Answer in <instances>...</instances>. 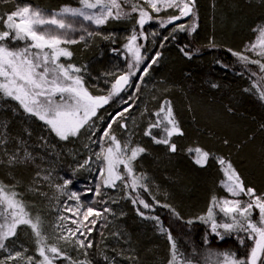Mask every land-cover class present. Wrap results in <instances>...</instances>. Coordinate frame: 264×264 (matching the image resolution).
Wrapping results in <instances>:
<instances>
[{
  "label": "trees",
  "instance_id": "16d2710c",
  "mask_svg": "<svg viewBox=\"0 0 264 264\" xmlns=\"http://www.w3.org/2000/svg\"><path fill=\"white\" fill-rule=\"evenodd\" d=\"M5 1L10 6L23 2H46V5L58 7L69 0ZM219 7L225 18L227 17L224 23L216 14ZM195 10L198 27L194 33L187 30V26L193 22L190 16L188 19L161 26L160 19L166 20L172 16L168 13L159 15V19L154 18L147 27L144 31L147 39L143 37L139 43L143 45L142 55H146L147 59L140 65L141 71L134 76V81L139 82V90L134 85L131 86L127 98L133 99L123 106H137L142 101V104H148L150 111L151 104H155V101L161 106L164 101H170L174 117L183 132V135L173 136L176 151L165 152L151 136H147L152 145L146 143V140V144H143L146 151L140 154V165L146 167L149 178L147 191L128 188L122 182L118 185V208L123 215L114 225L107 223L106 212H103L106 204L111 205L113 187L104 186L99 174H96L88 188L81 187L75 180L70 184L73 191L79 194V204H84L83 209L88 204L102 212L96 218L95 225L88 222V228H92L91 233L84 234L85 242L90 240L94 245L93 248H85L89 253L87 264H105V261H101L102 258L115 257L118 253L128 259V264L167 263V235L159 231L156 221L141 217L136 211L138 207L146 216L160 218L164 227L170 229L178 249L185 257L188 258L189 254L188 242L183 241L182 235L184 240L192 239L197 250L204 248L206 239L214 237H211L206 223L197 218L207 212L213 197L218 198V195L225 194L220 185L222 166L219 158L231 162L246 188L251 187L256 193L264 194V101L259 99L258 89L255 87L257 82L264 84V80H261L264 72L259 65L245 64L233 55L234 52H241L250 59H259L246 52L244 47L252 36L250 33L254 26L264 20V0H196ZM228 20L236 22V27H229ZM181 23L186 26V30L173 33L172 29ZM164 37L168 39L165 40ZM6 43L10 49L16 50L30 41L9 39ZM114 43L111 38H101L88 51L89 62L95 64V70L88 74L86 72L91 90L103 93L110 90L104 83H110L115 74L106 75L105 69L109 67L107 59L110 62L114 52L123 60V69L127 71L128 53L120 40ZM182 48L193 53L191 58L183 55ZM101 50L105 51L107 59L100 62L98 58ZM156 52L161 53L157 63L148 69L147 75H143V69ZM261 62L264 63V60ZM80 64L85 65L84 62ZM141 75L142 81L138 79ZM147 78L150 88L145 95L142 89L143 81ZM117 110L115 115L121 112ZM130 111L129 109L128 112ZM98 114L97 112V116ZM120 118L117 117L116 122L112 123L110 132L113 133L120 127ZM161 134L162 128L152 129V136L157 139ZM0 136V142L7 139V143H0V182L14 190L28 194L30 188H34L43 194V199L48 200L51 193L49 190L57 185L58 175L64 176L63 181L72 175L63 166L61 154L66 149L65 141L43 121L25 113L17 101L4 97L2 93ZM196 149L209 153L207 163L203 166L195 163ZM26 154H30V157H26ZM13 156L16 159L10 163ZM97 185H100V195L95 192ZM137 191L141 198L155 205L153 209H144L142 205L132 203ZM26 197L23 195L21 199L25 202ZM88 197H92L93 201L88 200ZM28 205L32 209L31 203ZM172 209L179 213V218L173 214ZM91 219L93 217H89ZM218 219H221V215ZM189 220L192 221L191 224L187 223ZM114 229L122 240L117 245H112L108 253L102 252L98 255L101 251L100 240L106 231ZM228 240L215 243L217 246L228 243L229 249H236L237 243L233 241L235 239ZM54 264H71V261L68 262L66 257H58Z\"/></svg>",
  "mask_w": 264,
  "mask_h": 264
},
{
  "label": "snow or ice",
  "instance_id": "6c2138e0",
  "mask_svg": "<svg viewBox=\"0 0 264 264\" xmlns=\"http://www.w3.org/2000/svg\"><path fill=\"white\" fill-rule=\"evenodd\" d=\"M79 3L80 7L64 6L56 12L34 8L30 4L17 7L16 10L7 14L4 20L6 30L0 31V93L4 97L17 101L25 113L44 121L58 137L64 140H67L69 136L78 135L81 129H93L92 120L93 117H97V110L109 104L121 92L126 91V86H132L130 84L131 78L141 71L140 65L147 59L146 55L141 54L143 45L137 44L138 35L133 30L128 43L124 46L131 53L127 71L116 76L106 95H92L84 84L83 77L80 75V68L73 64L65 66L58 62L61 57H71L73 55L67 47L61 45L78 42L74 39L65 38L68 31H75L73 23L68 22L69 18L79 17L95 25H103L110 18H128L135 13L138 16L137 24L143 29L144 25L154 18L159 19V13L173 9L178 14L172 15L166 20L160 19L161 26L172 24L183 17L190 16L193 22L187 26V30L194 33L198 27L195 22L198 19L195 10L196 0H79ZM126 9L129 10L126 11ZM185 30L186 26L179 24L172 29V32ZM258 31L259 37L257 41L249 46V50L255 51L257 55L264 57V28H260ZM87 35L91 37L94 33L87 32ZM140 36L147 39L143 32L140 33ZM9 39L30 41V43L23 48L13 50L6 43ZM163 39L167 40L168 37ZM79 40H85V36L81 35ZM33 49L36 51H33ZM181 51L183 55L189 58L193 54L183 48ZM228 51L232 52L231 49H228ZM160 55V52L155 53L151 62L143 69V75H147L148 69L157 63ZM233 55L245 64L259 65L261 71L264 72V63L261 60L250 59L249 56L241 52H234ZM143 75L138 79L142 81ZM261 80H264V76L261 77ZM135 87L138 91L139 84ZM213 87H217V85H213ZM255 87L258 89L259 99L264 101V84L257 82ZM57 96H59V101L55 99ZM132 99V97H129V100ZM123 103L127 104V101H123ZM131 107L132 105L129 104L116 116L124 117V114ZM155 115L157 121L149 125L145 130V135L151 136L157 144L167 145L169 151L175 152L176 144L171 143V137L183 135V132L174 117L171 102L164 101ZM97 119H102V117H97ZM115 122L116 117H113L103 132V136L107 137L111 143L106 149L96 153L97 159H102L105 162L104 168L99 173L103 178L102 183L106 187L114 188L116 187V181H121L128 188L147 191V184L144 183L147 179L146 176L143 173L136 175L132 166V162L146 150L140 146L130 147L128 142H125L122 146L116 136L109 131L112 123ZM121 127L126 128L127 125L121 124ZM161 128L164 133L162 138L157 139L152 136V129ZM92 134H95L94 131ZM195 151L197 153L195 163L201 166L206 164L209 153L201 149ZM26 157H30V154H26ZM15 159L13 156L9 162L12 163ZM88 163L89 161L85 160L80 167H84ZM219 164L222 166L225 176L221 184L231 198L218 199L213 197L207 213L197 219L209 224L211 232L216 233L220 239H224L225 235L233 232L242 231L247 233L248 238L253 240V246L246 259L237 258L235 253L223 252L218 254L215 264H264V194L256 195L255 189L246 188L239 173L236 172L230 161L219 158ZM119 165H123L125 168L123 174L118 170ZM126 177H130V179H126ZM44 179H48V177H44ZM71 183V180H65L62 185L58 184L55 187L63 192V189ZM95 192L96 195H100V185L96 186ZM129 195L131 196V193ZM242 196L246 199L242 200ZM69 199L78 201L79 194L71 192ZM153 200H155V197H153ZM132 203L142 205L144 209L149 210L155 206L141 198L139 191L132 198ZM156 204H159V201H156ZM164 207L170 206L164 205ZM217 209L219 213L227 218V222L217 221ZM256 210H258L259 219L253 221V212ZM66 211H72V209L68 208ZM110 211L109 208L103 209V212ZM136 211L141 217L156 221L159 231L167 235L168 240L171 242L168 264H192V260L180 252L170 229L164 227L158 216H146L145 212L141 211L139 207ZM172 212L179 218V213H176L174 209H172ZM101 215V211L88 207L82 220H72L73 224H77L75 230L65 228L62 223L58 222L54 225L61 233L58 239L65 243H71L73 237H76L75 243L80 248H91L92 242L90 240L86 243L85 239H80L76 234L80 232L81 227L86 228L91 233L92 228H88L84 221L95 225L96 218ZM89 217H93V219L89 220ZM65 219L64 216L58 218L59 221H65ZM187 223L191 224L192 221L189 220ZM21 225L30 228L36 244V252L41 259L37 260L34 256H26L27 249H22L14 253L10 252L6 257L0 259V264H9V262L14 264L17 261H23V264H54L58 257H65L66 254L62 252L61 248L47 243L48 238L43 232V221L40 215L37 214L33 217L27 211L24 201L19 198V194L0 182V249L8 251L7 242L16 237L17 228ZM218 230H223L224 235H221ZM240 243H244L243 238L240 239ZM67 259L71 260L70 257H67ZM72 264H77V262L72 261ZM80 264H85V262H80Z\"/></svg>",
  "mask_w": 264,
  "mask_h": 264
},
{
  "label": "rangeland",
  "instance_id": "374dc122",
  "mask_svg": "<svg viewBox=\"0 0 264 264\" xmlns=\"http://www.w3.org/2000/svg\"><path fill=\"white\" fill-rule=\"evenodd\" d=\"M5 0H0V31L6 30L5 28V23L4 20L6 19L7 14L11 13L12 11L16 10L17 7H23L25 5H32L34 8H40V9H45L48 10L49 12H56L59 11L62 7L64 6H70V7H80L79 0H69L67 3H64L58 7L55 5L49 6L46 5L47 3H41V2H34V3H29V2H23L20 5H15V6H10L9 3H5ZM129 9H126V11ZM220 7L218 8V12L216 13L218 18L222 23L226 21L227 17L225 18V14L223 11H221ZM172 14V15H177L178 13L173 10V9H168L166 11H162L159 13L161 14ZM137 19L138 16L137 14L133 13L131 16L128 18H121V19H113L110 18L107 23L103 25H95L94 23L90 21H84L82 18H69L68 22L73 23V27L75 31H68L67 36L65 37L66 39H74L77 40L78 42L75 44H66V45H61L62 47H67L69 51L72 52L71 57H61L60 60L58 61L59 63L64 64L65 66L69 64H73L76 67L81 69L80 75L83 77L84 84L88 88L89 92L94 95H106L107 93L103 92H97L95 90H91L88 86L87 83V77L86 75L89 73V71L95 70V64H92L89 62V55L88 51L91 50V46L95 43L98 42L101 38L102 39H112L116 44L119 40L121 41V45L125 46L128 43V39L132 35L133 30L136 31L138 35V40L137 44L140 43V40L143 39V36H140V33L143 32L147 29V27L152 23L150 21L149 23L145 24L143 29L139 27L137 24ZM183 19H188V17H183ZM180 19V20H181ZM178 20V21H180ZM182 22V21H181ZM182 24V23H181ZM227 25L229 27L235 28L236 27V22L228 20ZM264 28V20L259 21L253 28L252 36L249 38L247 43L245 44V51L249 52L250 54L258 57L260 60H264V57H261L257 55V52L255 51H250L249 46L257 41L259 37V29ZM86 30V31H85ZM63 32L64 30H59ZM87 32H92L94 35L89 37L87 35ZM81 35L85 36V40H79V37ZM24 45L23 47H25ZM76 47V48H75ZM126 49V48H125ZM33 51H36L33 49ZM126 52L128 53V58L129 62L131 60V53H129L126 49ZM143 53V50L141 51V54ZM107 59V54L105 55V51L101 50L99 54V60L101 62L102 59ZM96 60V59H95ZM81 62H84L85 65L80 64ZM107 64L109 67H106L105 73L106 75H112L113 73L116 76L124 73L123 65L124 62L121 60L116 52L112 54V60L110 62L107 59ZM87 76V77H86ZM115 78L110 82V83H104V86L110 88L111 84L114 82ZM134 77L131 78L130 84L133 86H136L139 84V82L134 81ZM136 88V87H135ZM149 85H148V78L143 81V89L142 91L146 94H148ZM130 87L126 86V91H123L120 93L118 97H114L109 104L104 105L102 108L98 109L97 112L99 113L97 117H102V119H97V117H93L92 123L94 125L93 129L86 130V129H81L80 133L76 136H69L67 140L62 139L65 141L66 144V149L64 150L62 155V160L63 166L65 165V168L68 169V173L70 172L72 175L67 178V180H75V182L80 183L81 187L88 188L90 184L94 181V177L98 176L100 171L104 168L105 162L100 159H97L96 153L101 152L102 149H106L109 144L111 143L107 137L103 136V132L106 129L108 123L111 122L113 117H117L115 115L116 110L121 111L123 108L124 104L123 101H128L129 99L127 98V95H130L129 92ZM143 93V94H144ZM8 98V97H7ZM127 98V99H125ZM11 99V98H9ZM57 101H59V96L55 97ZM158 101H155V104H151V110L148 111V104L142 101L138 102L137 106L132 105L130 108V112L127 113L124 117H121L119 119L120 121V127H118L117 130H115L113 133L110 132L112 135H115L116 138L121 142V145L123 146L125 142H128L130 147H136L140 146L144 148L143 144L149 143L150 145L151 142L148 141L147 135H145V130L149 127L150 124L155 123L157 121L155 113L158 112L156 109L161 108V104L157 103ZM143 105V108H140ZM145 105V107H144ZM147 109V110H146ZM153 110V112H152ZM115 111V112H114ZM147 111V112H146ZM114 112V113H113ZM113 113V114H112ZM109 120V121H107ZM43 123L46 125V123L43 121ZM121 124H126L127 127H121ZM48 128H50L48 125H46ZM51 130V129H50ZM94 131V135L92 134ZM164 136V133L162 131L161 137ZM175 136V135H174ZM159 138V139H160ZM173 136L171 137V143L175 142L173 141ZM2 137L0 136V140ZM147 142L145 143V141ZM2 144L7 143V139H3L1 141ZM0 142V143H1ZM157 144V143H156ZM160 147H162L165 152H169V148L167 145L164 144H158ZM163 152V151H162ZM130 154V153H129ZM164 154V153H163ZM142 156V155H141ZM140 155L132 162V166L134 169V172L136 175H140L143 173L146 176V180L144 183L147 184L148 182V175L146 173V167L141 166L140 164ZM149 159V155L147 156ZM197 158V153L195 155V159ZM88 160L89 163L84 165V167H80L82 164H84V161ZM143 168V169H142ZM234 168V167H233ZM118 170L121 174L125 172V168L123 165L118 166ZM236 170V169H235ZM237 172V170H236ZM238 173V172H237ZM106 175V173H105ZM64 176L58 175V181L57 185L60 184L62 185L64 183ZM71 178V179H69ZM102 178V177H101ZM53 180V178H51ZM103 179V178H102ZM225 179L224 173L222 171V178L221 181ZM121 184V181H116V187H114V193L112 194L110 201H111V211L106 212L107 216V223H111L114 225L120 218H122V212L118 208V200L119 198V186ZM6 185V184H4ZM119 185V186H118ZM221 188L225 192L223 195H218V199H224V198H231L229 194L226 192L225 188L222 186L220 182ZM8 186L9 189L17 192L19 194V198L21 199L23 195L27 196L25 198V205L27 206V211L34 217L37 214L40 215L43 221V232L47 236V243L50 245H55L59 248H61L62 252H64L66 255L65 257H70L71 260L67 259L68 262L75 261L80 263V261H85L89 262L88 260V252L86 249L80 248L76 243L75 239L76 237H73V242L71 243H65L64 241H61L58 239L60 233V230L54 227L55 224L58 222L62 223L65 228H72L73 230L76 229L77 224H73L72 220H82L83 214L86 212L87 208L89 207L88 204L85 205L83 209V205H80V198L79 200H74V199H69V194L71 192H74L71 185H67L64 189L63 192L59 191L56 187L53 190H49L51 193L49 194L48 200L43 199V194L39 192L37 189H31L28 192V194L20 193L19 191L14 190L11 186ZM110 188V187H109ZM27 192V191H26ZM256 193V191H255ZM256 195H260L256 193ZM242 200L246 199V197H241ZM88 200H92V197H88ZM115 201V202H113ZM29 203L32 205V210L29 207ZM79 205V207H78ZM109 203L105 205V208H109L111 206ZM72 209V211H66V209ZM104 208V209H105ZM208 210V209H207ZM216 219L218 222H227V218L223 216L222 213H219L218 209ZM207 213V212H206ZM200 214V216L205 215ZM221 215V219H218V216ZM60 216H64L66 219L65 221H59L58 218ZM71 219H68V218ZM253 221H256L259 219L258 215V210L253 212L252 216ZM203 222V221H201ZM84 224L87 225L88 221H84ZM175 225V223L173 224ZM209 229H210V234L211 237L213 236V239L207 238L206 243L204 244V248L202 249H196L194 244L192 243V239L186 238L187 240H184V235H182L183 241H187L188 243V258L192 260V264H215V261L217 260L218 254L223 253V252H230V253H235L237 258H247V255L253 246V240L248 238V234L244 232H233L231 234L225 235L224 239H220V237L216 233L211 232V228L209 224H206ZM88 227V226H87ZM177 229V227H176ZM221 232V235H224L223 230H218ZM83 233V235H81ZM88 234L89 232L87 231L86 228L81 227L80 232H78L76 235L80 239H84V234ZM108 233V234H107ZM102 236V235H101ZM234 238V242L237 243L236 249L232 248L229 249V244L226 243L223 246H217L215 242H221L223 240L229 241L228 239ZM243 238L244 243H240V239ZM122 238L120 234L117 232V230L113 231H106L105 236L100 240L99 247V254L100 253H108L110 250V247H113L112 245H117L119 241H121ZM169 241V240H168ZM214 241V242H213ZM8 243V251H5L3 249H0V259H3L6 257L10 252L14 253L15 251H20L22 249H27L26 256H34L37 260L41 259L39 257V254L36 252V244L34 242V238L32 235V232L30 228L27 226L21 225L20 227L17 228V235L16 237L12 238ZM170 245L171 242H167V263L170 259ZM93 243L92 247L93 248ZM114 251V250H113ZM112 251V255L114 252ZM98 252V251H97ZM86 253V254H85ZM111 255V254H110ZM112 257V256H111ZM109 257L107 259L102 258L101 261H105V264H128L127 263V258L124 257L123 254L118 253L115 255V257ZM196 260L195 262L193 260ZM9 264H13V262H9ZM14 264H23V261H17L14 262Z\"/></svg>",
  "mask_w": 264,
  "mask_h": 264
}]
</instances>
